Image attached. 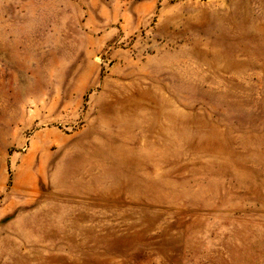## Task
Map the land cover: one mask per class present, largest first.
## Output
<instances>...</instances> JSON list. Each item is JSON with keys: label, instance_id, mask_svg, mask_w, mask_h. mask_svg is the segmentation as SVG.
Here are the masks:
<instances>
[{"label": "rangeland", "instance_id": "rangeland-1", "mask_svg": "<svg viewBox=\"0 0 264 264\" xmlns=\"http://www.w3.org/2000/svg\"><path fill=\"white\" fill-rule=\"evenodd\" d=\"M0 264H264V0H0Z\"/></svg>", "mask_w": 264, "mask_h": 264}]
</instances>
